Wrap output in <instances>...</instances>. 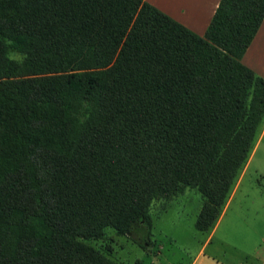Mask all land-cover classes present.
Segmentation results:
<instances>
[{"label":"trees","instance_id":"16d2710c","mask_svg":"<svg viewBox=\"0 0 264 264\" xmlns=\"http://www.w3.org/2000/svg\"><path fill=\"white\" fill-rule=\"evenodd\" d=\"M264 0H219L201 35L147 0H0V264H119L186 187L210 231L264 122L241 60Z\"/></svg>","mask_w":264,"mask_h":264},{"label":"rangeland","instance_id":"374dc122","mask_svg":"<svg viewBox=\"0 0 264 264\" xmlns=\"http://www.w3.org/2000/svg\"><path fill=\"white\" fill-rule=\"evenodd\" d=\"M240 173L212 232L195 227L202 196L186 187L152 202L150 227L140 222L118 234L107 226L101 237L81 240L119 264H237L232 256L264 264V122Z\"/></svg>","mask_w":264,"mask_h":264},{"label":"crops","instance_id":"0c3cea01","mask_svg":"<svg viewBox=\"0 0 264 264\" xmlns=\"http://www.w3.org/2000/svg\"><path fill=\"white\" fill-rule=\"evenodd\" d=\"M152 3L183 25L187 26L198 34H203L205 29L218 5L219 0H147ZM242 62L253 69L256 73L264 77V19L254 35L251 43L244 52ZM241 174V173H240ZM239 178V177H238ZM238 180V179H237ZM237 182V181H236ZM236 184V183H235ZM232 192V191H231ZM223 210V209H222ZM222 213V211H221ZM220 213V214H221ZM218 216L214 226L215 229ZM239 257V258H238ZM232 258L231 262L235 260L238 263L253 264L251 261H244L242 256H237L236 259ZM244 261V262H243Z\"/></svg>","mask_w":264,"mask_h":264}]
</instances>
